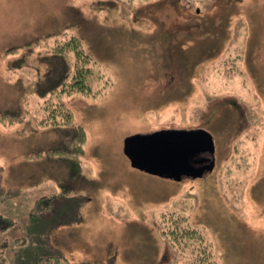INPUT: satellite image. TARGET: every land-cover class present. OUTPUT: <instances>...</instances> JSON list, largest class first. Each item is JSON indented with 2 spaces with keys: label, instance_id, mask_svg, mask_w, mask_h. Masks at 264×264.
Instances as JSON below:
<instances>
[{
  "label": "rangeland",
  "instance_id": "rangeland-1",
  "mask_svg": "<svg viewBox=\"0 0 264 264\" xmlns=\"http://www.w3.org/2000/svg\"><path fill=\"white\" fill-rule=\"evenodd\" d=\"M72 35L91 92L43 97ZM76 127L79 171L61 155ZM197 129L211 171L132 167L128 141ZM0 215V264H264V0H0Z\"/></svg>",
  "mask_w": 264,
  "mask_h": 264
},
{
  "label": "trees",
  "instance_id": "trees-1",
  "mask_svg": "<svg viewBox=\"0 0 264 264\" xmlns=\"http://www.w3.org/2000/svg\"><path fill=\"white\" fill-rule=\"evenodd\" d=\"M70 53L74 55L75 59L73 61L74 71H70ZM53 60H55L53 66L48 69L46 81H41L37 85L36 91L41 94V96L52 95L56 93L60 88L61 92L72 94L74 92L78 93H89L91 92V85L88 79L95 74L94 61L93 58L87 53L83 47V41L78 35H72L70 39L62 42L53 53ZM56 66V67H55ZM71 66V67H72ZM73 68V67H72ZM71 74V75H70ZM70 78V79H69ZM70 80V82H68ZM51 110V120L52 123H61L71 125L72 115L67 110V108L61 103L57 106H52ZM14 114V115H13ZM11 115L15 116V113ZM15 118L20 119L19 116ZM85 142V130L82 127H76L73 131L72 137L68 140L66 148L61 151L64 160L70 161L72 168L75 171L80 170V156L84 153L82 146ZM204 155L210 154V152L203 153ZM53 197L38 199L35 203V208H45L50 202L53 201ZM46 205V206H45ZM1 220H7L0 215ZM4 223V222H3ZM9 225V224H8ZM183 226V225H182ZM181 228V229H180ZM175 230L176 236L181 237H192L191 231L188 227H180ZM179 232L182 234L178 235ZM164 235H168L166 230H163ZM172 234V231H171ZM62 259L58 256L41 257L39 264H61Z\"/></svg>",
  "mask_w": 264,
  "mask_h": 264
},
{
  "label": "water",
  "instance_id": "water-1",
  "mask_svg": "<svg viewBox=\"0 0 264 264\" xmlns=\"http://www.w3.org/2000/svg\"><path fill=\"white\" fill-rule=\"evenodd\" d=\"M140 143L132 140L126 144V153L132 167L151 175L180 181L184 175L198 171H211L214 159L207 168L195 170L191 158L196 153H214L211 134L204 129L191 131L161 130L149 136H139ZM196 176V175H195Z\"/></svg>",
  "mask_w": 264,
  "mask_h": 264
},
{
  "label": "flooded vegetation",
  "instance_id": "flooded-vegetation-1",
  "mask_svg": "<svg viewBox=\"0 0 264 264\" xmlns=\"http://www.w3.org/2000/svg\"><path fill=\"white\" fill-rule=\"evenodd\" d=\"M208 159V157H205V155L202 153H196L191 158V165L195 170H199L202 168H207L209 164H205V161Z\"/></svg>",
  "mask_w": 264,
  "mask_h": 264
},
{
  "label": "crops",
  "instance_id": "crops-1",
  "mask_svg": "<svg viewBox=\"0 0 264 264\" xmlns=\"http://www.w3.org/2000/svg\"><path fill=\"white\" fill-rule=\"evenodd\" d=\"M137 169V168H136ZM143 171V170H142ZM145 172V171H144ZM147 173V172H146Z\"/></svg>",
  "mask_w": 264,
  "mask_h": 264
}]
</instances>
